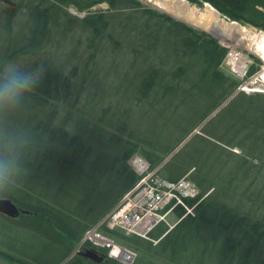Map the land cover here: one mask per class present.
<instances>
[{
  "label": "trees",
  "instance_id": "1",
  "mask_svg": "<svg viewBox=\"0 0 264 264\" xmlns=\"http://www.w3.org/2000/svg\"><path fill=\"white\" fill-rule=\"evenodd\" d=\"M12 1H0V196L31 212L19 226L39 239L40 251L4 234L15 251L2 258L123 264L67 258L139 180L129 163L139 155L163 178L187 174L199 195L184 199L192 213L174 208L180 220L170 230L159 223L146 238L109 234L163 264H264V93L238 90L240 80L221 68L227 49L217 38L139 0ZM188 1L264 31V0ZM102 2L107 9L80 19L66 11ZM69 40L73 60L58 58ZM257 69L249 65L245 77ZM111 78L116 102L102 91L96 109L71 119L102 94L93 82L103 87Z\"/></svg>",
  "mask_w": 264,
  "mask_h": 264
},
{
  "label": "rangeland",
  "instance_id": "2",
  "mask_svg": "<svg viewBox=\"0 0 264 264\" xmlns=\"http://www.w3.org/2000/svg\"><path fill=\"white\" fill-rule=\"evenodd\" d=\"M139 1L142 5L148 6L150 8L156 9L159 12H161L160 9L156 8L155 6H153L152 4L147 2V0H139ZM15 5H16V2H15ZM96 7H97V9H96ZM104 9H107V4L105 2L94 5L89 10L88 9L87 10H78L76 7H74L72 5H69V6L66 5V11L78 19L82 18L90 10L95 11V10H104ZM23 11H25V9H21V10L17 11V14H16L17 15L16 17L18 19V25H17L18 27L17 28H20V29L23 28L25 22L27 21L25 15L23 14L24 13ZM245 26L247 28H251V30H253L255 32H258V37L264 38V34H263L264 31L257 29L255 27H252V26H248V25H245ZM197 30H200L204 33L209 34L205 29L197 28ZM215 38H217L218 42L227 49L226 58L224 59L223 65L221 68L224 71L228 72L229 74H232V76H234L236 79L240 80L241 83L238 87V90H242V91H245L247 93H252V92H263L264 93V50H263L264 49V42L261 43L259 49H255L254 46H252L250 48H245V47L234 45L228 41H224L219 37H215ZM69 42H70V40H69ZM73 48L74 47L72 46L71 42L69 45L63 46V48H61L62 53L58 52V54L60 53L58 55L59 56L58 58H65L68 60H73L74 57L68 55L70 50ZM249 65H255L258 67V69L251 76L245 77V74H246V71H247V68ZM114 81L117 82V80L114 78L109 79L108 85L103 86V87H101L100 82L94 81L93 83L95 86L92 87L93 91L99 92L102 94L97 95V97L89 98L86 107L82 108L81 111L75 112L72 110L71 113L74 117L71 119L76 121L77 115L83 116L86 109L89 111H92L93 108L96 109V104L99 102V100L102 99L101 97L105 96L103 92H105L106 98H110L111 100L116 102V100L118 99V96L116 94V89L114 86L115 84H112V82H114ZM74 121H72V122L70 121V123H73ZM66 122H68V121H66ZM68 126H70L69 122H68ZM196 132H200L199 127L194 129L191 134L196 133ZM190 135L169 156H167L163 162H166L186 142V140L190 137ZM232 150L238 151L236 148H233ZM136 158H140V156L139 155H133L129 159V163L134 167V169H135L134 165H136ZM135 171H136V169H135ZM182 177L187 178V174L182 176ZM0 197H2V196H0ZM6 198H8V197H6ZM21 209H24V208H21ZM24 210H26V209H24ZM26 211H27V213H25V212L19 213V215L15 216V217H9L3 213H0V236L7 234L10 237H12V238H8L11 240L10 242L12 245L18 246L20 249H23V250H26V251L31 252L33 254H36L40 251L39 250L40 248L36 247V242L37 241L39 242V239L30 230L19 226V225H21V223H24L26 221L21 216L31 214V212H29L28 210H26ZM3 218L10 219V222L13 223V225L7 226V224H5L4 221L2 220ZM179 220L180 219H178V217H176L173 213H170V214L166 215L165 221H163L161 223H163V225H165L168 228V230H170ZM104 231L106 234H108L115 241L116 245L119 247L117 257H119L118 261L122 262L123 264H134L136 261H138V259H139V261L146 263V264L147 263L163 264V263H161V261L158 258H155L153 255H151L149 253L148 254H146V253L141 254L137 250L126 245L120 239L109 234L107 232V230H104ZM119 231H121L122 233H124L126 235H133L134 234V233H125V231H122V230H119ZM134 235H137V234H134ZM137 236H139V235H137ZM2 237H0V252L4 253L5 251H9L11 253H14L15 250L14 249H13L14 251L11 250L12 245H10V243L3 242L1 240ZM140 237H142V236H140ZM81 238H82V236L80 237L78 242L81 241ZM6 241H8V240H6ZM152 241H153V244H155L157 242L156 240H152ZM78 244L79 243H77L74 246V248L72 249V251H71V253L67 259H69L72 255L79 254V252H82L84 249L91 248L88 244H84V246L80 249L78 247ZM3 250H4V252H3ZM125 250L131 251L132 253H134V258L130 262H126L127 261L126 260L127 255L123 254V251H125ZM98 253L104 255V261H106L107 257H109V255L106 254L105 251L99 250ZM2 256L3 255H0V264H19L18 262L7 261L5 258H2ZM66 260H64V262Z\"/></svg>",
  "mask_w": 264,
  "mask_h": 264
},
{
  "label": "built area",
  "instance_id": "3",
  "mask_svg": "<svg viewBox=\"0 0 264 264\" xmlns=\"http://www.w3.org/2000/svg\"><path fill=\"white\" fill-rule=\"evenodd\" d=\"M135 169L140 175L136 184L126 192L121 200L95 224L85 229L78 247L84 244L99 249L105 248L111 258L117 257L119 247L104 230L119 229L146 237L159 223L165 221L167 214L173 213L177 206L185 208V214L192 213V207L184 202L186 198L199 195L198 187L186 177L169 180L159 175L158 167L150 169L141 157L136 158ZM127 261L134 253L125 250ZM124 260V259H123Z\"/></svg>",
  "mask_w": 264,
  "mask_h": 264
},
{
  "label": "bare ground",
  "instance_id": "4",
  "mask_svg": "<svg viewBox=\"0 0 264 264\" xmlns=\"http://www.w3.org/2000/svg\"><path fill=\"white\" fill-rule=\"evenodd\" d=\"M147 2L160 9L161 11L173 14L174 16H178L188 22H195L192 17L194 6L188 5L184 0H180V5L185 7V11L183 12L174 10L172 4L173 0H147ZM222 18L224 20H227L228 22V32L227 34L220 36L222 40L245 48H250L252 46H254L255 49L260 48L261 43L264 42V38L258 37V32H255L251 30V28H247L245 25H242L238 22L230 23V20L226 17ZM210 23H215L219 26L221 25V23H223V20L218 18L214 10L210 9L209 5L207 4L204 10H201L197 25L200 26V28L206 29Z\"/></svg>",
  "mask_w": 264,
  "mask_h": 264
},
{
  "label": "water",
  "instance_id": "5",
  "mask_svg": "<svg viewBox=\"0 0 264 264\" xmlns=\"http://www.w3.org/2000/svg\"><path fill=\"white\" fill-rule=\"evenodd\" d=\"M1 2L3 3H6L8 5H11V6H15V2L12 1V0H0ZM182 1V0H181ZM188 5H192L194 6V11L192 12V17H193V20L195 22H188L184 19H181L180 17L178 16H174L173 14H170V13H167V12H164V11H161V12H164L166 13L167 15L179 20V21H182L194 28H199V29H205V28H200V26L197 25V22L199 20V15L201 13V10H204V8L206 7V5L208 4L209 5V8L214 10L215 14L218 16V18L222 19L223 20V23H221V25H216L215 23H210L208 25V27L205 29L210 35H212L213 37H219L221 35H225L227 34L228 32V29H227V20H224L222 17L225 18V16H223L217 9H215L210 3L206 2V1H202L201 5H197L195 3H191L189 2L188 0H184ZM173 4V8L175 11H178V12H183L185 11V7L184 6H181L180 5V0H173L172 2ZM236 21L234 20H230V23H234ZM27 213L26 210L24 209H21L19 206H17L11 199L9 198H6V197H0V213H3L9 217H15V216H18L19 213ZM79 254H81L82 256L90 259L91 261L95 262V263H100L104 260V255L103 254H100L98 253V251L94 248H87V249H84L82 252H79ZM63 264V263H62Z\"/></svg>",
  "mask_w": 264,
  "mask_h": 264
},
{
  "label": "clouds",
  "instance_id": "6",
  "mask_svg": "<svg viewBox=\"0 0 264 264\" xmlns=\"http://www.w3.org/2000/svg\"><path fill=\"white\" fill-rule=\"evenodd\" d=\"M9 100H10L11 103H16L17 98L15 96H12V97L9 98Z\"/></svg>",
  "mask_w": 264,
  "mask_h": 264
}]
</instances>
